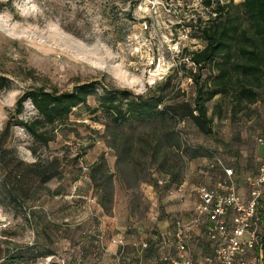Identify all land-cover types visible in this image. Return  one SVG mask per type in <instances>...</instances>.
Here are the masks:
<instances>
[{"label": "rangeland", "instance_id": "1", "mask_svg": "<svg viewBox=\"0 0 264 264\" xmlns=\"http://www.w3.org/2000/svg\"><path fill=\"white\" fill-rule=\"evenodd\" d=\"M210 13L198 0H138L134 7L118 0H0V78L7 79L0 90L1 264H165L163 255L173 253L174 221L191 218L195 187L217 189L223 179L220 170L209 168L213 154L235 169L238 189L247 191V179L264 158V145L257 142L264 139V79L252 104L219 94L208 101L212 122L202 130L189 113L196 84L173 71L187 62L189 51L204 46L185 29L215 15ZM165 71H173V78L162 106H183L175 111L185 117L181 141L211 153L185 159L181 202L175 184L159 183L166 176L153 168L146 170L145 182L118 175L109 130L136 135L157 123L114 126L96 96L74 108L65 123L50 127L47 145L19 124L2 133L9 119L38 116L28 99L14 113L16 100L36 87L68 92L90 83L99 95H152L157 88L149 85ZM214 74L206 64L200 80ZM177 82L184 92L174 91ZM100 157L105 163L94 182L90 173ZM107 184L112 198L102 207ZM196 234L192 256L211 258L201 232ZM46 253L53 256L43 259Z\"/></svg>", "mask_w": 264, "mask_h": 264}, {"label": "trees", "instance_id": "2", "mask_svg": "<svg viewBox=\"0 0 264 264\" xmlns=\"http://www.w3.org/2000/svg\"><path fill=\"white\" fill-rule=\"evenodd\" d=\"M118 1L128 3L131 7L138 2ZM201 4L205 9L212 8L210 14L215 15H210L204 21L199 17L190 25L191 37L201 38L204 46L188 52L195 64V72L189 68L188 74L191 82L196 84L197 90L189 113L192 120L205 130L212 122V116L207 114L206 103L216 95L230 96L240 105L252 104L258 99L264 79V0H243L239 4H233L232 0L228 3H223L222 0H201ZM206 64L212 66L215 74L208 81H201L200 70ZM183 68L186 70L185 66ZM172 78L169 75L165 80L151 85L150 87L157 88L152 95H133L128 90H113L99 95L90 83L80 84L68 92H60L55 87L47 90L39 86L23 93L16 100L14 108V113L20 114L24 101L28 99L38 116L31 120L17 119V123H12L9 119L2 133H7L13 125L19 124L33 139L47 145L52 140L48 129L65 123L74 108L86 105L89 97L96 96L98 107L108 112L114 126L131 122L157 123L136 135L124 131L120 133L116 128L109 130L111 138L108 145L115 150V170L118 175L126 178L128 182L133 179L145 182L146 170L153 168L166 176L161 180V184H175L177 189L182 184L179 182L185 169V159L207 157L211 156V153L203 148L184 144L172 126L176 117L185 120L184 116L175 113L183 106H162L164 92ZM6 84L7 79L1 77L0 90H3ZM183 101L187 102L185 98ZM104 163L105 159L100 157L99 163L92 167V181L95 182L97 171ZM229 168L235 173L233 167ZM141 174L142 177L136 178V175ZM152 181L155 186L156 180ZM111 198L112 188L107 184L101 188L100 206L105 207L106 203L111 202ZM261 203L258 209L261 221L257 228V253L258 262L264 264V195ZM49 254L53 253L42 256Z\"/></svg>", "mask_w": 264, "mask_h": 264}, {"label": "built area", "instance_id": "3", "mask_svg": "<svg viewBox=\"0 0 264 264\" xmlns=\"http://www.w3.org/2000/svg\"><path fill=\"white\" fill-rule=\"evenodd\" d=\"M198 1L201 3V0ZM185 31L190 39L194 40L190 35L191 28L188 27ZM182 64L173 71L175 74L180 72L181 76L191 82L188 69L195 72V64L191 61L189 53L187 62ZM172 73L165 71L158 81L151 85L165 80L169 75L173 76ZM181 83L177 82L174 91L184 92ZM184 124V119L176 117L175 131L181 137L184 136ZM257 142L264 145L262 137H259ZM209 168L221 170L224 178L217 183V189L205 184L195 188L197 200L192 208L191 218L185 222L180 219L174 221L173 253H165L162 260L165 264H205L207 260L214 264H257L259 259L257 228L261 221L258 209L262 205L261 199L264 195V158L257 165L254 175L247 179L246 198L239 193L234 171L227 167L217 154L211 157ZM184 190V184L176 189L180 201H183ZM196 231L201 232L209 245L212 253L210 259L192 256L191 245ZM118 243H121L120 239ZM142 245L146 247L147 243L144 242Z\"/></svg>", "mask_w": 264, "mask_h": 264}, {"label": "crops", "instance_id": "4", "mask_svg": "<svg viewBox=\"0 0 264 264\" xmlns=\"http://www.w3.org/2000/svg\"><path fill=\"white\" fill-rule=\"evenodd\" d=\"M222 178H224V175H223V173H222ZM219 182V181H218ZM217 182V183H218ZM186 184H184V186H185ZM196 188V187H195ZM184 192H185V190H184ZM239 193H240V195L243 197V198H246L247 197V195H248V191H246V192H242L240 189H239ZM185 195V194H184ZM184 195H183V197H184ZM195 197H196V200H197V195H196V193H195ZM195 200V201H196ZM194 204H195V202H194ZM194 204H193V206H194ZM197 235V234H196ZM197 237L195 236L194 237V239H193V241H195V239H196ZM53 256V254H49V255H46V256H44L45 258H43V259H47V258H50V257H52ZM202 258H206V257H202ZM0 259H1V255H0ZM207 259H210V258H206V260ZM205 264H214L213 262H211V261H209V260H207L206 261V263Z\"/></svg>", "mask_w": 264, "mask_h": 264}]
</instances>
